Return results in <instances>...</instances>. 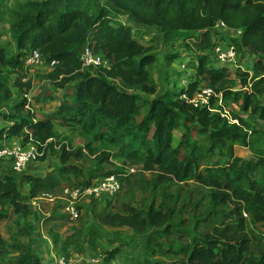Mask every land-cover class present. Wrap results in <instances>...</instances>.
Here are the masks:
<instances>
[{
	"label": "trees",
	"instance_id": "obj_1",
	"mask_svg": "<svg viewBox=\"0 0 264 264\" xmlns=\"http://www.w3.org/2000/svg\"><path fill=\"white\" fill-rule=\"evenodd\" d=\"M112 1L162 31L198 30L194 49L204 52L189 62L193 80L181 92L191 97L199 86H205L216 96L209 107H194L181 97H159L145 109L133 91L152 90L147 69L152 55L144 53L145 46L131 29L111 18L100 0L26 1L10 27L19 51L6 56L0 46V65L21 69L25 53L38 49L48 64L56 61L50 65V79L81 80L50 116L21 118L0 130L1 140L4 134L18 136L25 127L32 135L25 134V142L44 143L59 159V165L44 175L14 174L3 163L10 172L0 179V222L16 216L30 226L27 216L33 212L32 197L43 191L57 194L67 186H86L109 174H118L117 198L125 196L122 191H130L135 171L129 172L128 165L125 169L104 164L109 152L90 158L85 149L90 154L96 150L89 145H45L53 133L52 119L75 120L96 140L121 142L119 155L140 162L138 177L143 178L144 171L152 173L143 180L144 194L134 203L125 197L116 207L109 199L104 206L94 200L88 203L92 218L104 226L135 232L155 228L140 244L152 258L143 264H264V256L255 258L248 252L251 238L244 216L247 213L264 223V0ZM231 17L238 18L243 28L241 44L258 55L252 74L240 66L229 71L226 65H213L214 43L208 27ZM87 46L108 60L107 66L90 68L98 69L93 76L81 65L80 55ZM7 96L0 72V100ZM230 104L238 107L237 113ZM223 111H231L230 116H222ZM180 127L184 128L181 133ZM126 164L132 163L124 160ZM189 182L199 187L194 195L173 188ZM22 184H28L25 195L19 189ZM39 208L45 214L41 225L51 234L68 221L60 203L52 209ZM15 223L21 224L20 220ZM14 247L20 251L19 264H41L24 246Z\"/></svg>",
	"mask_w": 264,
	"mask_h": 264
},
{
	"label": "rangeland",
	"instance_id": "obj_2",
	"mask_svg": "<svg viewBox=\"0 0 264 264\" xmlns=\"http://www.w3.org/2000/svg\"><path fill=\"white\" fill-rule=\"evenodd\" d=\"M26 1L29 0H0V46L5 50L6 56L19 51L14 37L11 35L10 27L15 21L18 7ZM100 3L108 11L111 18L131 29L132 34L145 46L144 53L152 55L153 60L147 66L149 87H152V90L133 91L139 96L144 108H148L154 98H180L183 94L181 88L187 87L188 82L193 80V70L189 67V62L196 60L197 55L204 52H197L194 49V42L199 35L198 30L162 31L157 25L143 23L126 9L118 8L112 0H100ZM208 29L214 45L217 43H234L237 51V62L241 64V68L250 70L252 74V68L258 55L241 44L243 28L240 20L236 17L227 20L218 19ZM189 35L191 36L186 37ZM234 39L236 41H233ZM87 40L91 45L94 44L92 35H88ZM171 55H176V57L170 58ZM213 65L221 66L216 62H213ZM225 67L229 71H234L236 68L235 65L231 64H226ZM49 68L50 64L47 63L43 55L42 63L31 70H24L23 67L21 69L14 68L9 64L0 65L1 76L5 79L8 89L7 98L0 100V130L15 122H20L21 118L34 120L50 116L58 108L62 99L69 97L67 91L81 80L78 77L69 79L67 82H61V77L57 80L50 79L51 70ZM84 71L88 76L98 74V69H86ZM20 74L21 79L17 81ZM62 84L64 85L62 86ZM217 100L216 103L220 104L221 101ZM20 103H23L22 107L18 106ZM230 108L234 113L238 112L237 106L230 104ZM229 112L231 113V111ZM230 113L227 112L228 116ZM52 122L53 133L48 137L45 145L50 142H56V146L64 144L69 148L89 145L91 149L96 150L94 154H90L88 149H85L90 158H99L102 151H107L111 156L104 164L109 162L116 168L125 169L128 165L127 168L134 169V176H130V191H122L121 194L125 196L118 198L115 193L113 196L97 202L99 206L106 205L109 199L116 207L123 201L124 197L134 203L144 194L146 183L143 180L151 177L152 173L144 171L143 178L138 177L140 170L137 169L141 168L140 162L134 163L129 158L119 155V150L122 147L121 142L109 143L105 140H96L75 120L52 119ZM183 130V127L178 129L180 133ZM25 134L32 136L25 127L18 136H6L4 134L0 144H5L6 140H8L7 142L14 140L22 142ZM31 142L36 143L40 153L33 163L34 168L30 170L32 174L44 175L48 170L59 165V159L55 152L47 150L44 143L40 145L38 141ZM124 160L132 164L124 165ZM26 185L22 184L19 188L24 195L28 192V185ZM173 188H180L181 191L190 192L194 195L199 187L189 182L186 185L182 184V186L180 184L174 185ZM30 204L33 208V212L27 216L30 226L25 224L21 216H19L21 218L10 217L0 222V237L4 241L2 245L0 244V264H19L20 251L14 247L15 245L24 246L26 251H29L41 264H53L55 257L59 255L83 264H91L96 259H99L98 264H143V261L149 258L141 250L140 244L155 231V228L135 232L128 228L104 226L92 218L87 204L77 219L69 220L67 218V223L56 231V234H51L41 225V219L45 214L39 206L52 209L55 204L44 200L36 203H31L30 200ZM244 216L246 218L245 231L251 238L248 252L255 258L263 257L264 223L254 221L253 217L247 213H244ZM17 220H20V226L16 225ZM79 220H82L81 224ZM149 259L152 260V258Z\"/></svg>",
	"mask_w": 264,
	"mask_h": 264
},
{
	"label": "built area",
	"instance_id": "obj_3",
	"mask_svg": "<svg viewBox=\"0 0 264 264\" xmlns=\"http://www.w3.org/2000/svg\"><path fill=\"white\" fill-rule=\"evenodd\" d=\"M223 25V24H222ZM81 65L85 69L99 68L107 66L108 60L100 53L94 51L91 47H85L80 55ZM212 60L220 65L231 64L235 67L240 66L237 62V51L231 43H217L212 47ZM42 63V55L38 49H31L23 57L24 70H31ZM56 61L52 60L49 64L53 65ZM241 67V66H240ZM185 84V82H183ZM216 96L213 89L205 86H199L192 94L187 97L182 94L180 97L192 104L194 107H209L210 100ZM215 110V109H214ZM226 116L227 112H220ZM40 155L38 146L31 141L15 142L12 144H3L0 146V164L7 163L14 174L25 172L28 165L36 161ZM133 172V168H128ZM120 189V180L118 174H109L104 177H98L89 185H72L62 188L59 193L40 192L38 196L32 197L31 203L46 201L52 204L60 203L62 212L69 220L77 219L83 206L91 200L96 203L113 196ZM99 259L93 260L91 264H98ZM53 264H83L74 262L61 255L55 257Z\"/></svg>",
	"mask_w": 264,
	"mask_h": 264
},
{
	"label": "crops",
	"instance_id": "obj_4",
	"mask_svg": "<svg viewBox=\"0 0 264 264\" xmlns=\"http://www.w3.org/2000/svg\"><path fill=\"white\" fill-rule=\"evenodd\" d=\"M8 140H6L5 142V144H12V143H15V142H19L18 140H14V141H9V142H7ZM35 162V161H34ZM34 162H32L30 165H28V167H27V170H25V173H31V169H33L34 168V165H33V163ZM36 167V166H35ZM7 169H8V172H9V166H7V164H5V165H3V164H1L0 165V179L5 175V174H8V172H7ZM32 174V173H31ZM28 185V184H27ZM26 185V186H27Z\"/></svg>",
	"mask_w": 264,
	"mask_h": 264
}]
</instances>
